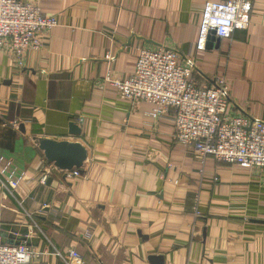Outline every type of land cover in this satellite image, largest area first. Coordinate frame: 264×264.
<instances>
[{
  "label": "crops",
  "instance_id": "obj_1",
  "mask_svg": "<svg viewBox=\"0 0 264 264\" xmlns=\"http://www.w3.org/2000/svg\"><path fill=\"white\" fill-rule=\"evenodd\" d=\"M21 1L57 26L20 61L0 52V244L47 251L34 264H264V168L202 159L173 140L169 115L104 81L130 77L141 48L169 49L195 84L224 79L229 115L264 125V0L204 52L208 0ZM41 139L80 142L78 175L47 163Z\"/></svg>",
  "mask_w": 264,
  "mask_h": 264
},
{
  "label": "built area",
  "instance_id": "obj_2",
  "mask_svg": "<svg viewBox=\"0 0 264 264\" xmlns=\"http://www.w3.org/2000/svg\"><path fill=\"white\" fill-rule=\"evenodd\" d=\"M251 9V0L206 1L196 50L205 51L211 32L216 38L227 40L234 31L245 30ZM56 26L55 17L43 15L34 4L0 0V52L8 50L19 61L28 51H41L45 35ZM191 68L179 63L178 56L169 49L141 48L130 77H105L104 81L117 89L121 100L146 106L150 118L169 115L173 140L202 159L211 157L248 169L264 168V125L229 115V89L224 79H217L213 85H197L191 80ZM60 173L68 179L78 175L76 169ZM46 254L47 251H36L24 244H0V264H34ZM68 258L79 260L75 252H70Z\"/></svg>",
  "mask_w": 264,
  "mask_h": 264
},
{
  "label": "water",
  "instance_id": "obj_3",
  "mask_svg": "<svg viewBox=\"0 0 264 264\" xmlns=\"http://www.w3.org/2000/svg\"><path fill=\"white\" fill-rule=\"evenodd\" d=\"M209 39H214V32L210 33ZM216 44L219 39H215ZM68 134L72 137L80 136V130L74 125H69ZM37 148L43 154L45 161L52 164L61 172H71L80 169L87 160V150L77 141H56L52 139H41L37 141ZM152 263L161 264V259L151 257Z\"/></svg>",
  "mask_w": 264,
  "mask_h": 264
}]
</instances>
